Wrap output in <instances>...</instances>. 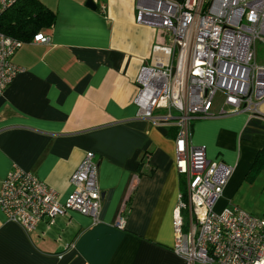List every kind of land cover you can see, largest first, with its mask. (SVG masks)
<instances>
[{"label": "crops", "instance_id": "obj_1", "mask_svg": "<svg viewBox=\"0 0 264 264\" xmlns=\"http://www.w3.org/2000/svg\"><path fill=\"white\" fill-rule=\"evenodd\" d=\"M39 1L54 13L40 31L50 41H24L11 57L23 70L0 95V187L17 164L64 200L70 175L92 151L100 221L71 210L27 233L0 209V264H183L171 223L185 187L176 127L139 117L135 102L140 67L173 62L171 37L135 21L136 0H91L94 8L87 0ZM189 141L233 166L218 209L264 215V202L247 200L264 190V170L246 179L264 147V101L255 113L194 119Z\"/></svg>", "mask_w": 264, "mask_h": 264}, {"label": "built area", "instance_id": "obj_2", "mask_svg": "<svg viewBox=\"0 0 264 264\" xmlns=\"http://www.w3.org/2000/svg\"><path fill=\"white\" fill-rule=\"evenodd\" d=\"M18 0H0V16ZM135 21L168 34L173 62L142 65L138 116L173 125L175 164L185 179L172 212L173 251L183 264H264V217L236 205L218 209L233 166L189 141L196 118L258 112L264 101V0H136ZM33 42L48 43L38 32ZM24 41L0 31V95L23 70L11 57ZM92 151L69 177L64 200L33 172L13 164L1 182L0 209L27 233L68 211L100 221L101 191ZM125 226V217L116 221Z\"/></svg>", "mask_w": 264, "mask_h": 264}, {"label": "trees", "instance_id": "obj_3", "mask_svg": "<svg viewBox=\"0 0 264 264\" xmlns=\"http://www.w3.org/2000/svg\"><path fill=\"white\" fill-rule=\"evenodd\" d=\"M54 13L39 0H18L0 16V31L22 41L51 26ZM264 170V147L258 150L246 179H254Z\"/></svg>", "mask_w": 264, "mask_h": 264}, {"label": "rangeland", "instance_id": "obj_4", "mask_svg": "<svg viewBox=\"0 0 264 264\" xmlns=\"http://www.w3.org/2000/svg\"><path fill=\"white\" fill-rule=\"evenodd\" d=\"M258 59L259 61H261L262 59H264V48L262 47H258ZM258 194L254 193V194H250L249 197L247 198V200L250 201V203L252 204H257V203H262L264 202V195H262V193H264V190H260L257 191ZM254 214L260 217H264V215H260L262 213H259V211H254Z\"/></svg>", "mask_w": 264, "mask_h": 264}, {"label": "water", "instance_id": "obj_5", "mask_svg": "<svg viewBox=\"0 0 264 264\" xmlns=\"http://www.w3.org/2000/svg\"><path fill=\"white\" fill-rule=\"evenodd\" d=\"M87 5L90 7L94 8L95 6L93 5V2L91 0H87Z\"/></svg>", "mask_w": 264, "mask_h": 264}]
</instances>
